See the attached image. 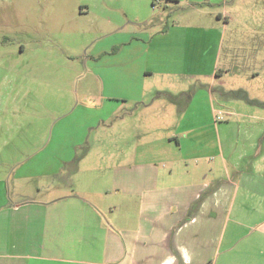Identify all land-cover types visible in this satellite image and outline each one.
<instances>
[{
	"label": "rangeland",
	"instance_id": "obj_1",
	"mask_svg": "<svg viewBox=\"0 0 264 264\" xmlns=\"http://www.w3.org/2000/svg\"><path fill=\"white\" fill-rule=\"evenodd\" d=\"M192 97L184 115L169 105ZM152 101L162 107L138 103ZM255 101H264V0H0V182L11 205L45 200L50 187V198L63 195L80 168L133 164L181 118L200 120L195 140L217 151L215 123ZM117 131L129 137L116 147ZM206 149L190 148L176 175ZM204 158L205 168L215 164ZM153 167L170 173L166 163ZM111 197L107 204L121 200ZM244 247L234 251L240 262L250 259Z\"/></svg>",
	"mask_w": 264,
	"mask_h": 264
},
{
	"label": "crops",
	"instance_id": "obj_2",
	"mask_svg": "<svg viewBox=\"0 0 264 264\" xmlns=\"http://www.w3.org/2000/svg\"><path fill=\"white\" fill-rule=\"evenodd\" d=\"M193 102L172 99L169 105L184 115ZM138 103L162 107L158 101ZM247 105L215 123L217 151L215 142L195 140L200 120L181 118V129L157 133L164 137L151 139V148L131 165L78 169L82 177L61 196L50 198V187L45 200L11 205L0 182V264H264V105ZM128 137L117 131L111 143L124 145ZM190 148L207 151L196 153L197 166L177 176V161L185 162ZM205 155L215 161L210 168L202 163ZM160 162L169 174L153 169ZM111 196L121 200L107 204ZM101 209L112 220L105 221ZM243 244L251 252L247 262L235 259L244 256L234 252Z\"/></svg>",
	"mask_w": 264,
	"mask_h": 264
},
{
	"label": "trees",
	"instance_id": "obj_3",
	"mask_svg": "<svg viewBox=\"0 0 264 264\" xmlns=\"http://www.w3.org/2000/svg\"><path fill=\"white\" fill-rule=\"evenodd\" d=\"M244 93L243 92H237V93H235V92H226V91H224V92H222V96L223 97H225V98H228V97H232V98H235V97H238L239 95H240V97H241V99L243 98V95ZM239 97V98H240ZM244 99L246 100V101H249L248 100V98H246V96L244 97ZM255 103L256 104H258V105H264V102H258V101H255Z\"/></svg>",
	"mask_w": 264,
	"mask_h": 264
}]
</instances>
